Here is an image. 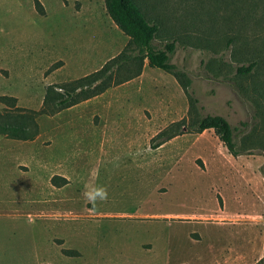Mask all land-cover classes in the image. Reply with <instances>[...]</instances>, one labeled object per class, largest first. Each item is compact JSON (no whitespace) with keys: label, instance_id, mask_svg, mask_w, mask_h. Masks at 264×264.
Returning a JSON list of instances; mask_svg holds the SVG:
<instances>
[{"label":"rangeland","instance_id":"374dc122","mask_svg":"<svg viewBox=\"0 0 264 264\" xmlns=\"http://www.w3.org/2000/svg\"><path fill=\"white\" fill-rule=\"evenodd\" d=\"M20 1L0 0V110L35 111L39 133L0 144V264H255L264 255L255 202L264 201V0H135L158 24L154 47L174 43L170 62L187 91L147 60L128 62L104 92L53 114L41 111L46 86L95 72L128 37L104 0L65 10L44 0L46 14H31L25 30L45 50L56 40L65 61L6 69L17 64L16 8L29 15ZM206 114L229 121L244 154L233 157L213 129L151 148L160 131ZM53 175L68 182L53 185ZM96 187L107 197L92 203L85 194Z\"/></svg>","mask_w":264,"mask_h":264},{"label":"trees","instance_id":"16d2710c","mask_svg":"<svg viewBox=\"0 0 264 264\" xmlns=\"http://www.w3.org/2000/svg\"><path fill=\"white\" fill-rule=\"evenodd\" d=\"M104 4L110 19L128 37L126 46L115 57H112L100 69L91 74L69 82L47 85L42 112L53 114L104 92L116 82L114 78L116 71L128 62H135L141 68L144 60H147L149 67L172 73L187 91L189 81L185 73L170 62V56L175 48L174 43L165 42L159 48H155L153 45L158 24L146 17L135 0H104ZM253 66L254 62L247 66H238L237 73L248 74ZM189 102V111L194 112L197 109L198 99L190 92ZM36 114L35 111L19 107L1 109L0 136L22 141L33 140L39 133ZM173 126L176 128L175 130H172L170 126L160 131L154 137L156 142L151 143V148H156L173 136L185 131L202 132L206 129H213L233 157L244 154L245 147L237 142L233 127L222 115H200L188 122L183 119L174 123ZM260 170L264 176L262 166ZM56 179H59L61 184L58 185ZM51 182L53 185L62 186L68 181L61 175H53ZM65 252L70 253L69 250H65ZM255 264H264V255Z\"/></svg>","mask_w":264,"mask_h":264},{"label":"crops","instance_id":"0c3cea01","mask_svg":"<svg viewBox=\"0 0 264 264\" xmlns=\"http://www.w3.org/2000/svg\"><path fill=\"white\" fill-rule=\"evenodd\" d=\"M27 1L28 0H23V3H24L23 7H25V10L29 14V15L25 14L26 16H28L27 19H25L24 16L23 17L21 16L23 14V12H22V14L20 12V11L23 10V9H20L21 6L20 7L18 6L16 8V11H15L16 28H15V42L14 43L16 45L15 59H16V63L17 64L15 63L16 65H14L13 67L12 66H5L6 69H34V68H36L35 67V63L38 61V59L39 60L44 59V60H46L48 62H50V60H51V63L49 65V68H50L51 64L53 62H55V58L57 56L60 57L59 59L65 61L64 60V58H65L64 56H66V55H63L61 53H57L56 52V49H55V46H54L56 40L53 41L54 43H51V44L48 43V46L45 44L46 48H47L45 50V49H42L39 46V44L37 46L35 35H33V33H31V31L28 32V31L25 30V27H26L27 24H24V21L28 22L30 20L29 17L31 16V14L32 15H43V14H46V3H45L44 0H31L30 1V3H31V8L30 9H26ZM88 1L89 2H88V4H86V6H89L92 3V0H88ZM20 2H21L20 0H17V4L18 5L21 4ZM83 3L84 2L82 0H61V5H62L64 10L67 9V5L66 4H71L73 6L79 5V6L82 7L81 4H83ZM86 6H85V8H86ZM85 8L76 9V12H78L80 10H86ZM21 21H22L23 24H21ZM1 31H3V29ZM2 45H3V37L0 38V46H2ZM41 55L42 56L44 55V57L42 58ZM0 60H1L2 63H4L2 57H1ZM61 67H62V65L60 67H58V69H60ZM77 68H79V67H77ZM58 69L56 68L55 71L58 70ZM6 139H9V138H5V137L0 136V144L2 145V143ZM255 202L256 203L259 202L260 203V205H259L260 209L264 210V201L263 200H260L259 197L256 196ZM256 232H257V236L262 239V244H263V249H264V237L262 235V233L264 232L263 227H260V228L258 227ZM209 247H210L209 250L211 251L213 249V245H211ZM243 257H244L243 258L244 261H248V257L247 256L243 255Z\"/></svg>","mask_w":264,"mask_h":264},{"label":"clouds","instance_id":"9594fccd","mask_svg":"<svg viewBox=\"0 0 264 264\" xmlns=\"http://www.w3.org/2000/svg\"><path fill=\"white\" fill-rule=\"evenodd\" d=\"M85 195L90 202L95 203L97 199H105L107 197V192L103 187H96L87 192Z\"/></svg>","mask_w":264,"mask_h":264}]
</instances>
